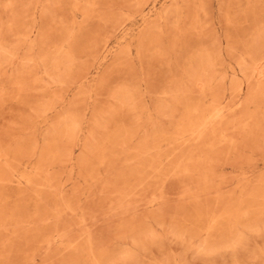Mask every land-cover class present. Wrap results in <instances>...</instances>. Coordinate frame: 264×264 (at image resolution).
I'll return each mask as SVG.
<instances>
[{
    "label": "rangeland",
    "instance_id": "1",
    "mask_svg": "<svg viewBox=\"0 0 264 264\" xmlns=\"http://www.w3.org/2000/svg\"><path fill=\"white\" fill-rule=\"evenodd\" d=\"M0 264H264V0H0Z\"/></svg>",
    "mask_w": 264,
    "mask_h": 264
},
{
    "label": "bare ground",
    "instance_id": "2",
    "mask_svg": "<svg viewBox=\"0 0 264 264\" xmlns=\"http://www.w3.org/2000/svg\"><path fill=\"white\" fill-rule=\"evenodd\" d=\"M110 42V41H109ZM260 69V68H259ZM255 73H256V71H255ZM259 73H261V72H259ZM261 75V74H260ZM262 76V75H261ZM144 207V206H143ZM124 215V214H123ZM132 215V214H131Z\"/></svg>",
    "mask_w": 264,
    "mask_h": 264
}]
</instances>
